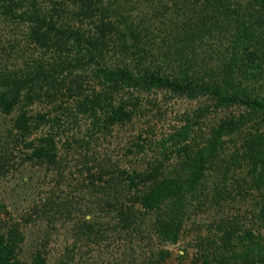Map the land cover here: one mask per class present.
Returning a JSON list of instances; mask_svg holds the SVG:
<instances>
[{
  "label": "rangeland",
  "instance_id": "obj_1",
  "mask_svg": "<svg viewBox=\"0 0 264 264\" xmlns=\"http://www.w3.org/2000/svg\"><path fill=\"white\" fill-rule=\"evenodd\" d=\"M169 14L176 15V10L171 8ZM25 28L26 22L0 17V67L23 63L12 58L11 46L14 38L21 40ZM214 47L210 39L197 49L206 65L214 63L210 54ZM37 51L31 45V58ZM161 71L167 76L175 73L170 65ZM261 74L259 82L264 83V71ZM78 84L87 98L102 90L95 78L84 77ZM247 86L255 87L257 93L264 90V85L260 90L256 83ZM68 92L63 90L55 101L44 96L34 99L28 106L31 116L43 113L47 122L39 123L25 139L12 129L17 111L0 112V231L15 225L21 233L17 264H30L36 253L44 264H129L148 255L158 264H203L201 245H219L224 238L219 225L228 223L234 228L232 241L247 232L261 235L264 241L259 214L264 192L250 186L245 165L231 161L250 121L221 136L216 157L204 161V181L186 197L175 242L158 239L147 220H135L129 229L122 223L140 210L131 199L135 191L128 190L126 175L154 167L166 174L177 170L207 151L211 129L220 119H254L255 113L237 104L214 106L211 98L199 92L120 86L110 102L114 106L121 99L130 115L103 128L106 99L99 97L94 108L82 111L76 106L82 94ZM43 133L52 136L56 155L52 165L28 157L31 147L24 146V141ZM80 226L89 230L82 232Z\"/></svg>",
  "mask_w": 264,
  "mask_h": 264
},
{
  "label": "trees",
  "instance_id": "obj_2",
  "mask_svg": "<svg viewBox=\"0 0 264 264\" xmlns=\"http://www.w3.org/2000/svg\"><path fill=\"white\" fill-rule=\"evenodd\" d=\"M171 8L176 15H166ZM0 17L26 22L21 40L14 38L11 46L12 58L23 63L0 67V112L17 111L12 129L24 139L39 123L47 122L43 113L31 116L28 106L34 99L44 96L55 101L63 90L69 94L77 90L80 95L78 83L84 77L97 79L102 90L90 98L82 94L76 106L88 111L99 97L106 99L103 128L130 115L121 99L114 106L110 102L120 86L199 92L211 98L214 106L237 104L255 113L254 119H220L211 129L207 151L177 170L166 174L154 167L126 175L128 190L135 191L131 199L140 206L131 219L122 220L126 228L135 220H147L158 239L175 242L186 197L204 181V161L216 157L221 136L240 130L248 121L231 161L245 165L250 186L264 192V90L257 93L255 87L247 86L256 83L262 90L264 85L258 77L264 71V0H0ZM210 39L215 42L211 66L197 56L199 46ZM31 45L38 50L34 58ZM46 54L50 59H44ZM169 65L174 76L161 71ZM52 142L51 134L44 133L24 141L26 148L31 147L28 157L54 164ZM259 214L264 222L263 207ZM80 227L83 232L85 227ZM219 230L224 236L219 245L205 242L199 249L203 264H264L261 235L247 232L232 241L230 223L219 225ZM21 241L15 225L0 231V264H17ZM148 257L129 264H158ZM30 264L44 261L36 253Z\"/></svg>",
  "mask_w": 264,
  "mask_h": 264
}]
</instances>
